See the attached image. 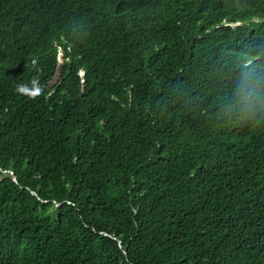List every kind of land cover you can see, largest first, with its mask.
I'll return each mask as SVG.
<instances>
[{"label":"trees","instance_id":"1","mask_svg":"<svg viewBox=\"0 0 264 264\" xmlns=\"http://www.w3.org/2000/svg\"><path fill=\"white\" fill-rule=\"evenodd\" d=\"M0 264H264V0H0Z\"/></svg>","mask_w":264,"mask_h":264},{"label":"clouds","instance_id":"2","mask_svg":"<svg viewBox=\"0 0 264 264\" xmlns=\"http://www.w3.org/2000/svg\"><path fill=\"white\" fill-rule=\"evenodd\" d=\"M257 21H259V20L257 19ZM236 24H239V22H236L235 25ZM58 51L59 52H58L57 59H58V62H60L59 55L61 56V59H62V52H61V49L59 47H58ZM32 64H33V66H35L37 64V61L33 60ZM31 84H32L31 88H29L27 85H18L17 91L21 94L29 95L33 99L43 93V88H42V86L39 85L38 79H33L31 81Z\"/></svg>","mask_w":264,"mask_h":264},{"label":"rangeland","instance_id":"3","mask_svg":"<svg viewBox=\"0 0 264 264\" xmlns=\"http://www.w3.org/2000/svg\"><path fill=\"white\" fill-rule=\"evenodd\" d=\"M60 63L62 62L61 56L59 55Z\"/></svg>","mask_w":264,"mask_h":264}]
</instances>
